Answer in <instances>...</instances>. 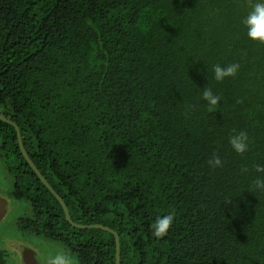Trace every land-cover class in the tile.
Instances as JSON below:
<instances>
[{
    "label": "trees",
    "instance_id": "trees-1",
    "mask_svg": "<svg viewBox=\"0 0 264 264\" xmlns=\"http://www.w3.org/2000/svg\"><path fill=\"white\" fill-rule=\"evenodd\" d=\"M253 2L0 0V113L73 221L118 231L121 264H264L253 185L264 176V43L241 23ZM230 63L238 74L215 81L212 65ZM241 130L244 155L228 142ZM2 153L30 205L19 230L61 242L77 264H116L113 233L66 219L0 119ZM214 154L222 167L209 166ZM169 213L173 226L154 237Z\"/></svg>",
    "mask_w": 264,
    "mask_h": 264
},
{
    "label": "rangeland",
    "instance_id": "rangeland-1",
    "mask_svg": "<svg viewBox=\"0 0 264 264\" xmlns=\"http://www.w3.org/2000/svg\"><path fill=\"white\" fill-rule=\"evenodd\" d=\"M5 108L0 101V111H4ZM2 155L3 153L0 156V211L4 203L6 212L3 219H0V242L5 248L3 254L6 258L5 264H47L48 258L58 251H64L75 258L77 264L76 257L61 242L19 230L17 221L20 217L31 213L30 205L27 204L23 193L17 192V196L14 195L17 189L5 167ZM12 238L14 241H19L13 242ZM5 241L10 243V247L5 244Z\"/></svg>",
    "mask_w": 264,
    "mask_h": 264
},
{
    "label": "clouds",
    "instance_id": "clouds-1",
    "mask_svg": "<svg viewBox=\"0 0 264 264\" xmlns=\"http://www.w3.org/2000/svg\"><path fill=\"white\" fill-rule=\"evenodd\" d=\"M241 23L246 29L247 37L254 42L264 43V0H254L250 10L247 12ZM240 70L239 63H230L226 65H212V76L217 82H222L226 78L235 77ZM202 100L210 107L217 106L222 97L210 87H204L201 93ZM231 149L239 154L244 155L249 151V137L246 131L235 132L229 137ZM209 166L218 168L222 167V160L218 155L208 161ZM258 173H264V165H255ZM256 190L264 191V176L257 177L253 181ZM175 217L173 214L157 215L150 225L152 235L161 238L166 235L174 224ZM47 264H76L75 258L70 257L64 251H58L54 256L48 258Z\"/></svg>",
    "mask_w": 264,
    "mask_h": 264
},
{
    "label": "water",
    "instance_id": "water-1",
    "mask_svg": "<svg viewBox=\"0 0 264 264\" xmlns=\"http://www.w3.org/2000/svg\"><path fill=\"white\" fill-rule=\"evenodd\" d=\"M0 119L12 124L16 131H17V136H18V142H19V146L20 149L24 155V157L26 158V160L28 161V163L30 164V166L34 169V171L36 172V174L39 176V178L42 180V182L45 184V186L55 195V197L58 199V201L61 203L65 215H66V219L75 227H79V228H97V229H104L107 231H110L111 233H113L114 237H115V244H116V264H121V240H120V235L118 233V231L114 230L112 227L108 226V225H104L101 223H95V224H79L73 221L72 217H71V213H70V208L67 205V203L65 202L64 198L53 188V186L49 183V181L47 180V178L43 175V173L40 171V169L37 167V165L35 164V162L32 160V158L30 157L29 153L27 152L23 140H22V132L20 129V126L17 122L13 121L12 119H10L9 117L3 115L2 113H0ZM3 205H1V211H0V218L2 216H4L6 210L4 207V203H2ZM28 257V255H27ZM26 257V259H27ZM26 262H28V260H26ZM30 264V263H28Z\"/></svg>",
    "mask_w": 264,
    "mask_h": 264
},
{
    "label": "flooded vegetation",
    "instance_id": "flooded-vegetation-1",
    "mask_svg": "<svg viewBox=\"0 0 264 264\" xmlns=\"http://www.w3.org/2000/svg\"><path fill=\"white\" fill-rule=\"evenodd\" d=\"M5 209H6V208H5ZM4 216H5V215H4ZM4 216H2L0 219H3ZM12 241H13V242H18L19 240H18V241H14L13 238H12ZM5 244H6L8 247H10V243H6V241H5ZM14 244H16V243H14ZM4 249H5V248L2 247V244H1V242H0V250H4Z\"/></svg>",
    "mask_w": 264,
    "mask_h": 264
}]
</instances>
